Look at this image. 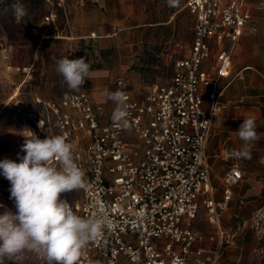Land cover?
Returning a JSON list of instances; mask_svg holds the SVG:
<instances>
[{"label":"built area","instance_id":"1","mask_svg":"<svg viewBox=\"0 0 264 264\" xmlns=\"http://www.w3.org/2000/svg\"><path fill=\"white\" fill-rule=\"evenodd\" d=\"M43 2V29L42 25L32 29L40 39L53 36L50 32L59 12L67 13L66 0ZM187 6L195 15L193 40L189 54L176 60L170 80L152 83L139 97L126 88L123 75L114 80L113 91L127 96L128 129L102 123L103 108L86 90L47 104L66 142L71 144L79 131L89 139L85 149L72 146L87 187L76 202L61 199L83 218L99 214L112 222L111 228L103 229L81 250L77 264H119L121 257L128 264H219L222 249L240 236L238 230L224 228L222 213L233 200L234 187L244 178L241 158L225 174L223 194L217 198L207 149L212 118L223 107L226 86L221 78L231 75L233 50L244 29H257L245 0H188ZM75 39L68 37L70 42ZM211 40L230 43L217 54L216 76L203 70ZM68 55L82 57L72 44ZM42 122H35L40 131ZM201 209L217 231L214 249L194 248L204 240L203 233L191 226ZM249 226L256 242L264 243V201L252 213Z\"/></svg>","mask_w":264,"mask_h":264},{"label":"rangeland","instance_id":"2","mask_svg":"<svg viewBox=\"0 0 264 264\" xmlns=\"http://www.w3.org/2000/svg\"><path fill=\"white\" fill-rule=\"evenodd\" d=\"M78 1L66 0L67 13L59 12L58 20L50 32L53 36L40 39L33 34L32 29L42 25L46 14L43 0H0V160L8 158L21 162V158L26 155L22 151V145L26 137L31 136V132L40 139L60 135L47 104L59 102L66 94L74 92L68 90L66 85L61 86L62 77L56 73L55 67L56 60L66 56L71 59L68 50L72 42L66 36L71 34L73 27L72 11L82 6ZM87 2L91 0H84V4ZM185 2L186 0H179L177 6L170 7L166 0H139L135 4V19L129 17L115 29L110 24L104 32H97L101 35L117 32L112 37L104 36L99 39L104 46L100 49V57L111 67L113 75H109L108 88L104 89V101L99 96L96 98L90 75L81 90H86L97 104L104 107L111 103L108 94L113 92L112 80L118 73L125 74L124 77L135 93L143 92L154 82L169 81L174 74L175 60L183 57L189 49L194 16L185 8L176 15L174 28L172 25L164 28L150 27L142 22L164 20L170 12L184 6ZM15 3H22L28 10V15L20 23H17L13 15L12 5ZM132 22L140 26L126 30ZM114 39L120 45L116 49L114 44L109 48L107 45ZM130 41H134L131 55V47H126ZM126 57L134 60L133 64L127 65L130 66L127 71L121 63ZM131 70L140 75H126ZM40 120L43 121L41 131L35 123ZM73 138L72 146L86 148L89 139L84 133L76 132ZM9 189V181L0 175V214L5 210L16 212ZM81 195L82 189H78L62 193L61 198L66 197L71 202H76ZM201 216H204L203 213L199 214L197 220ZM255 245L261 251L260 255H264V243L256 242ZM125 262L120 260L119 264H126ZM5 264L11 262L6 260ZM22 264H47V261L34 253H25Z\"/></svg>","mask_w":264,"mask_h":264},{"label":"crops","instance_id":"3","mask_svg":"<svg viewBox=\"0 0 264 264\" xmlns=\"http://www.w3.org/2000/svg\"><path fill=\"white\" fill-rule=\"evenodd\" d=\"M138 1L97 0V2H94L91 0V2H87L72 11L73 14L71 13L73 15V18L71 17L73 19V27L70 35L76 37V41L72 42V46L76 53L86 58L90 64L89 75L92 86L96 90L93 92L96 98L99 96L103 101L105 100V98L103 99L105 96L104 89L108 88L109 75H113V72L111 67L106 65L100 57V49L104 46L99 42V39L104 36L112 37L117 32L110 33L109 35H101L97 34V32H104L107 25L110 24H113V28L115 29L117 25L122 24L129 17L135 19L136 14L134 13V9ZM187 1L181 8L170 12L166 19L157 22H142L143 25L157 28L172 25L174 28L176 15L184 11L185 8L189 10ZM245 2L252 9L251 24L257 29V32H254L249 26L244 29L233 50L231 75L221 78L222 86H226L222 95L223 107L212 118L211 134L207 149L208 162L211 167V179L216 189L217 198L222 197V180L225 174L232 164L238 160V158L232 155V152L233 150H239L243 146L244 142L239 139L236 131H238L240 125L243 123L244 118L252 117L255 119L257 125L256 131L259 138L250 145L251 158H241L240 160V167L244 173V178L234 187L233 200L230 202L228 209L222 213V225L224 228L227 231L238 230L240 236L236 243L225 245L221 252L219 264H264V255H260L261 251L255 245V237L249 226L252 213L264 201V164L259 162L260 158L264 157V0H245ZM192 15L194 16L195 25V15ZM129 25V29H126L128 31L130 28L133 30L135 26H140V24L135 25V22ZM92 32L96 33V37H91ZM70 35L66 37L68 38ZM192 40L193 37L189 49L183 57L189 54ZM113 44L114 49L120 45L114 39L107 46L110 48ZM229 44L228 41L219 44L211 40V54L204 62L203 70L211 76H216L217 54L223 47H229ZM133 45L134 41H130L126 46L132 49L129 52L130 55L133 51ZM176 45L179 44L176 42ZM124 59L125 61L121 63L127 71V67H130L127 65L133 64L134 60H128V57ZM117 75L124 76L125 74L118 73L113 77V88ZM126 75L140 74L135 72V70H131ZM125 81L126 88L134 97L145 94L151 85L143 92L135 93L126 78ZM91 97L94 99L93 96ZM204 101L205 107H208L209 99L207 96H205ZM115 107L116 105L113 101L102 107V123L112 122L111 116ZM200 213H203L204 216H201L197 220ZM199 214L191 226L203 233L204 240L197 243L194 248L214 249L218 243L216 228L208 222L204 209H201ZM120 260L126 261V264L128 262L125 257H121Z\"/></svg>","mask_w":264,"mask_h":264},{"label":"clouds","instance_id":"4","mask_svg":"<svg viewBox=\"0 0 264 264\" xmlns=\"http://www.w3.org/2000/svg\"><path fill=\"white\" fill-rule=\"evenodd\" d=\"M170 7L179 0H166ZM13 15L20 23L28 15L22 3L12 5ZM91 66L86 58L56 60V73L62 77L61 86L78 92L89 79ZM108 98L116 105L111 119L122 129L129 128V105L122 91L110 92ZM41 126V122H40ZM252 117L244 118L236 134L243 141L236 158H251L252 142L259 136ZM26 153L17 163L0 160V175L10 183V199L16 212L0 214V264H22L25 253L43 257L47 264H77L81 250L95 240L112 222L104 215L83 218L71 204L61 199L62 193L87 187L84 171L75 162L72 145L62 135L40 139L31 132L22 145ZM58 162L54 166L53 162ZM259 162L264 164V157Z\"/></svg>","mask_w":264,"mask_h":264}]
</instances>
